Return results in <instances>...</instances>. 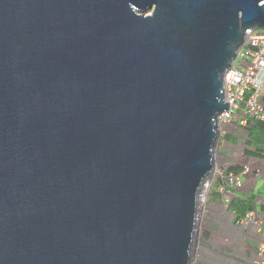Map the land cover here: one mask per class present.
I'll use <instances>...</instances> for the list:
<instances>
[{"label":"water","instance_id":"1","mask_svg":"<svg viewBox=\"0 0 264 264\" xmlns=\"http://www.w3.org/2000/svg\"><path fill=\"white\" fill-rule=\"evenodd\" d=\"M251 27L264 0H0V264H190Z\"/></svg>","mask_w":264,"mask_h":264},{"label":"built area","instance_id":"2","mask_svg":"<svg viewBox=\"0 0 264 264\" xmlns=\"http://www.w3.org/2000/svg\"><path fill=\"white\" fill-rule=\"evenodd\" d=\"M264 29L251 27L243 33V43L236 57L231 61L224 73V100L227 109L217 115V127L222 124H235L243 128L248 119L264 124ZM220 130V129H219ZM242 165L239 172L223 174L222 183L218 187L222 201L229 203L232 192L227 186L240 188L243 177L264 178V166ZM262 214V215H261ZM241 226H251L258 234L256 257L254 264H264V215L256 209L248 211L243 217L237 218Z\"/></svg>","mask_w":264,"mask_h":264},{"label":"rangeland","instance_id":"3","mask_svg":"<svg viewBox=\"0 0 264 264\" xmlns=\"http://www.w3.org/2000/svg\"><path fill=\"white\" fill-rule=\"evenodd\" d=\"M219 129L221 136L215 145L219 147V151L218 148L216 151L215 166L204 183L198 203L190 264H236V257L240 255L238 242L242 239L243 232L236 226L233 213L228 210L227 204L222 201L221 197L218 199L212 196V190L219 192L218 187L222 183L221 181L217 185L216 175L226 176L227 174L223 172L227 167L236 169L238 165L239 167L248 165L250 168L264 166V154L258 158L249 153L252 149L247 148L244 142L247 134L244 128H239L235 124H222ZM223 134H227L225 136L233 141V143L230 142L231 144H225L224 148L220 145ZM252 177L254 176L247 175L246 179L249 183ZM255 194L264 200V179L262 177L256 179Z\"/></svg>","mask_w":264,"mask_h":264},{"label":"crops","instance_id":"4","mask_svg":"<svg viewBox=\"0 0 264 264\" xmlns=\"http://www.w3.org/2000/svg\"><path fill=\"white\" fill-rule=\"evenodd\" d=\"M225 135H227V134H223L221 139H220L221 140L220 145L223 148H224L225 144H231L230 138H227V136H225ZM217 148L219 151L218 146L216 147V151H217ZM221 153H223V151ZM239 168L240 167L238 165L237 169H239ZM224 171H226V172H233L234 171L235 172L236 169L233 168L230 170V167H227V168H225ZM260 177L263 178L262 175ZM256 179L257 178L252 177V180L250 182L251 184H250L247 181L246 176H245V177H243V180H244V183H243L244 187L242 186L243 188H234V187L230 188L229 186H227V188H229L232 191L233 197L236 196V197L243 198V197H248V196L252 195L254 198L255 207L257 208L258 211L263 212V215H264V200H262L261 197H259L255 194ZM221 181H222L221 175L220 174L216 175L215 182L217 183V185ZM212 196H213V198L217 197L218 199L220 197L218 192L215 191V189L212 190ZM236 226L241 228V230L243 232V235L241 236L242 239L238 242L240 244L239 245L240 250H238L240 255H239V257H236V264H254L255 257H256V246H257L259 236L255 232L254 228L251 226H241L238 224H236Z\"/></svg>","mask_w":264,"mask_h":264},{"label":"trees","instance_id":"5","mask_svg":"<svg viewBox=\"0 0 264 264\" xmlns=\"http://www.w3.org/2000/svg\"><path fill=\"white\" fill-rule=\"evenodd\" d=\"M243 128L247 133L244 142L247 148L252 149V152L249 153L255 157L261 158L260 155L264 154V124L259 121L248 119L246 125ZM230 142L233 143V141ZM233 168L234 167H230V170ZM239 169L236 167V171H233V173H238ZM226 171H224V173H227ZM227 189L230 190L229 188ZM227 207L228 210L233 213L235 219L243 217L250 210L256 209L252 195L240 198L236 196L233 197V193Z\"/></svg>","mask_w":264,"mask_h":264},{"label":"clouds","instance_id":"6","mask_svg":"<svg viewBox=\"0 0 264 264\" xmlns=\"http://www.w3.org/2000/svg\"><path fill=\"white\" fill-rule=\"evenodd\" d=\"M220 136H221V134L219 135V138H220ZM219 138H218V139H219ZM240 168H241V167H240ZM239 170H240V169H239ZM223 173H224V172H223ZM227 173H229V172H227ZM227 173H226V174H227ZM248 175H250V174H248ZM246 177H247V175H246ZM256 178H257V177H256ZM243 183H244V182H243ZM229 187H231V186H229ZM218 194H219V193H218ZM231 198H232V196H231ZM227 205H228V204H227Z\"/></svg>","mask_w":264,"mask_h":264},{"label":"bare ground","instance_id":"7","mask_svg":"<svg viewBox=\"0 0 264 264\" xmlns=\"http://www.w3.org/2000/svg\"><path fill=\"white\" fill-rule=\"evenodd\" d=\"M203 187H204V185H203ZM202 189H203V188H202ZM201 193H202V190H201ZM201 193H200V196H199L198 202L200 201V198H201Z\"/></svg>","mask_w":264,"mask_h":264}]
</instances>
